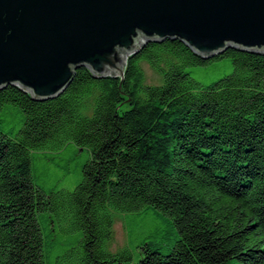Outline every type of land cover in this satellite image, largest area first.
<instances>
[{"label": "trees", "instance_id": "obj_1", "mask_svg": "<svg viewBox=\"0 0 264 264\" xmlns=\"http://www.w3.org/2000/svg\"><path fill=\"white\" fill-rule=\"evenodd\" d=\"M211 66L231 71L192 77ZM66 153L87 155L71 191L43 175L69 178ZM113 212L155 229L110 253ZM0 264H264V55L165 40L123 78L78 69L52 100L0 90Z\"/></svg>", "mask_w": 264, "mask_h": 264}, {"label": "water", "instance_id": "obj_2", "mask_svg": "<svg viewBox=\"0 0 264 264\" xmlns=\"http://www.w3.org/2000/svg\"><path fill=\"white\" fill-rule=\"evenodd\" d=\"M165 40L204 59L264 55V0H0V90L54 99L78 69L122 78L131 56Z\"/></svg>", "mask_w": 264, "mask_h": 264}, {"label": "rangeland", "instance_id": "obj_3", "mask_svg": "<svg viewBox=\"0 0 264 264\" xmlns=\"http://www.w3.org/2000/svg\"><path fill=\"white\" fill-rule=\"evenodd\" d=\"M142 66L145 72L146 82L148 84L161 83V77L154 70H152V68L147 63H143ZM221 68V70H218L217 68H214L212 66L208 70L203 68H196L192 72V77L202 85H209L224 74H229L231 71L230 67L222 66ZM80 156L76 159H72L69 153L64 154L58 162L66 170L70 171V174L72 175L69 178H66L64 177L63 172L58 173L56 171H51L49 172V175L45 172L43 173V175L47 177L48 183L50 185H56L59 189H65L69 191L73 190L75 185L80 180V176L78 175L79 168L87 159L86 153H83ZM141 219L142 218H133V216L126 217V214L113 212V223L110 235L111 238L107 243V249L110 253L115 254L126 248H131L128 232L130 227L134 228L136 225L142 224V228L144 229H155L154 223L152 221H144Z\"/></svg>", "mask_w": 264, "mask_h": 264}]
</instances>
